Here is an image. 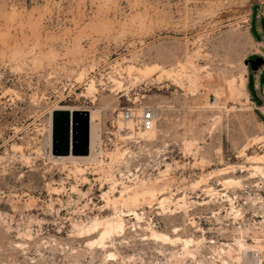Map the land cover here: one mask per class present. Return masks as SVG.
Wrapping results in <instances>:
<instances>
[{"label":"rangeland","instance_id":"obj_1","mask_svg":"<svg viewBox=\"0 0 264 264\" xmlns=\"http://www.w3.org/2000/svg\"><path fill=\"white\" fill-rule=\"evenodd\" d=\"M260 1L0 0V264H264ZM61 109L92 159H55Z\"/></svg>","mask_w":264,"mask_h":264},{"label":"water","instance_id":"obj_2","mask_svg":"<svg viewBox=\"0 0 264 264\" xmlns=\"http://www.w3.org/2000/svg\"><path fill=\"white\" fill-rule=\"evenodd\" d=\"M246 65L257 71L264 59L257 56L247 59ZM73 134V139L71 135ZM83 149V154L90 150V118L88 111L56 110L54 113V150L59 154H76Z\"/></svg>","mask_w":264,"mask_h":264},{"label":"built area","instance_id":"obj_3","mask_svg":"<svg viewBox=\"0 0 264 264\" xmlns=\"http://www.w3.org/2000/svg\"><path fill=\"white\" fill-rule=\"evenodd\" d=\"M258 4L260 5V13L258 14V17L259 19H261L264 17V0H261ZM251 13H252V10L248 14V18L246 20V22L249 23V25H250V20H251ZM251 55L260 56L264 59V41H259L258 49L254 50L251 53ZM256 87L258 88L260 95L264 99V90H261L259 83L256 84ZM214 101H216L215 95H214ZM262 107H264V104L255 106L256 109L261 110L264 113V111L262 110ZM122 117L123 119H134L138 128L143 131L153 130L155 127V123H156L154 111L149 106H145L141 108L139 114H137L135 112V109L133 108H126L122 111Z\"/></svg>","mask_w":264,"mask_h":264},{"label":"bare ground","instance_id":"obj_4","mask_svg":"<svg viewBox=\"0 0 264 264\" xmlns=\"http://www.w3.org/2000/svg\"><path fill=\"white\" fill-rule=\"evenodd\" d=\"M233 88V87H232ZM239 93L244 96L245 98L248 99V93L246 91V78L245 76H242L241 80H240V89L238 90ZM246 99V100H247ZM262 110L264 111V107H262ZM74 111H76L74 109ZM73 111V112H74ZM78 111H83V110H79ZM96 110H91L90 111V114H89V118H90V150H89V155L86 157V156H75L74 154L72 155H69L67 157H64V156H56L55 159H58V160H65L67 158H73L75 160H90L92 159V157L94 156V143H95V139H96V128L94 126V123H93V119H94V113H95ZM72 112V113H73ZM126 120H133V119H126ZM129 125V124H128ZM131 128H133V125L130 124ZM143 131V130H142ZM152 131V130H151ZM144 133L145 132H150V131H143ZM154 133H149V136L148 137H151L153 136ZM143 135V134H142ZM259 159V158H258ZM255 163H258L259 161H254ZM261 162V161H260ZM136 194V193H135ZM134 195V194H133ZM136 196V195H135ZM147 196V195H146ZM130 197V196H129ZM145 197V195L143 196ZM138 197H136V200H137ZM147 198V197H146ZM149 198V197H148ZM152 199V198H151ZM137 215V214H136ZM112 224V223H110ZM108 225V224H107ZM117 226V225H116ZM105 230V229H104ZM110 231V230H109ZM108 233V232H107ZM153 235L156 236V237H162V238H167L166 235H163V234H158L156 232H153ZM254 252H255V249H253ZM254 254V253H253Z\"/></svg>","mask_w":264,"mask_h":264},{"label":"crops","instance_id":"obj_5","mask_svg":"<svg viewBox=\"0 0 264 264\" xmlns=\"http://www.w3.org/2000/svg\"><path fill=\"white\" fill-rule=\"evenodd\" d=\"M258 42V44H259V41H257ZM248 81H249V79H248ZM247 81V82H248ZM248 93H249V95L251 96V93H250V91H249V89H248ZM255 106H258V104L253 100V102H252ZM261 111V110H260ZM261 113L263 114V116H264V113L261 111Z\"/></svg>","mask_w":264,"mask_h":264}]
</instances>
